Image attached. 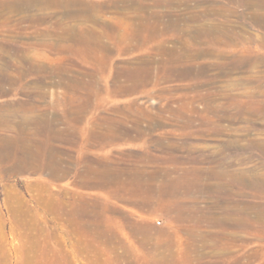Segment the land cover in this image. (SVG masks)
Masks as SVG:
<instances>
[{
    "label": "rangeland",
    "instance_id": "374dc122",
    "mask_svg": "<svg viewBox=\"0 0 264 264\" xmlns=\"http://www.w3.org/2000/svg\"><path fill=\"white\" fill-rule=\"evenodd\" d=\"M260 1L263 5L252 6L242 0H76L61 6L0 0V112L3 109L12 119L24 118L21 106L37 104L42 111H33L34 116L48 113L54 129L76 132L85 143H93L82 149L75 144L62 146L59 155L67 166L63 177H54L41 167L18 173L0 170V264H159L160 250L170 254L177 248L176 240L187 239L189 232L197 240L205 230L226 236L220 244L224 252L200 261L264 264V222L246 228L203 222L196 229L193 221L174 217L179 203L197 204L219 221L242 216L233 209L239 203L264 206L263 187L255 189L235 178L215 175L220 168L251 172L264 160V151L251 142L245 147L227 145L231 139L246 143L264 138V115L258 112L264 111V14L262 19L256 17L264 13V0ZM64 8L79 9V14L84 11L79 16H63ZM88 10H100L105 20L111 19V27L102 34L93 32L102 28L87 17ZM120 11L165 14L158 19L114 17ZM40 16H46L45 22L34 19ZM57 18L62 23H53ZM165 26L164 33L160 32ZM146 36L150 37L146 40ZM182 40L191 41L200 51L194 65H199L197 69L204 65L203 77L164 81L159 69L148 77L147 67L156 68V61L167 57L162 47L178 48ZM220 62L227 66L219 69L212 64ZM191 86L200 93L192 102L198 110L208 102L222 101L206 99L209 90L247 91L238 102L228 99L227 104L257 113L247 120L216 122L228 128L250 121L251 129L216 132L209 128L214 126L211 117L200 125L201 117L190 109L182 113L193 117V128L199 130L177 127L165 108L176 106L182 90ZM127 88L128 93H122ZM48 124L44 117L38 124L23 127L36 126L45 133ZM117 125L128 128L130 135L112 144L101 143L102 147L92 141V135H103ZM183 142L192 151L167 146ZM46 155L41 151L33 157L41 164L48 161ZM148 155L155 157L152 162L145 161ZM190 156L207 173L182 184L186 189L196 187L189 193L158 195L155 187L148 191L147 182L135 180L145 178V173H132L137 167H172ZM140 159L144 165H137ZM100 160L112 165H97L95 161ZM92 168L111 169V180L105 177V184H85L84 179L92 180ZM119 182L131 191L124 193ZM202 186L207 187L205 192L199 190ZM82 212L84 223L90 219L95 230L82 226ZM150 235L154 239L149 240ZM186 262L182 256L167 257L168 264Z\"/></svg>",
    "mask_w": 264,
    "mask_h": 264
},
{
    "label": "bare ground",
    "instance_id": "6f19581e",
    "mask_svg": "<svg viewBox=\"0 0 264 264\" xmlns=\"http://www.w3.org/2000/svg\"><path fill=\"white\" fill-rule=\"evenodd\" d=\"M73 1H76V0H25L26 3H30V4L35 3L38 5L39 4L43 5L46 3V4H57V5H61V6H64V5L69 6V4ZM242 1H244L245 5L252 4V6H253L254 3H257L259 5H263L260 0H258V2H257V0H242ZM262 2H264V1H262ZM31 5H33V4H31ZM78 12H79V9H71V8H64L62 11L63 16H79V15H81L82 12L80 11L81 12L80 14ZM161 13L165 14V12H161ZM161 13L151 11L149 14H141V13L137 12L136 14L130 15L128 12L126 13L125 11H120V12H116L117 16H114V17H117V18L118 17H125V18H127V17H134L135 16V17L143 19L145 17L156 16L155 18L158 19V17L162 16ZM258 13L259 14H256V17L259 19H262L264 13H260V12H258ZM51 16H53V14L49 15L48 17L50 18ZM87 17L89 19H92L94 21V23L100 24V26L102 28L100 30L101 32H99V31L97 32V31L93 30V32H95L97 34L105 33L108 30L107 27H111V24H110V23H112L111 19L107 18L106 20H108V21H106L104 19V16L100 14V10L99 11L88 10L87 11ZM45 18H46V16H40V17H38V19H36V18H34V19L41 23L44 20H46ZM31 19H33V17H31ZM60 20L61 19L57 18L53 21V23H55V24L62 23V22H60ZM167 27L168 26H165L163 28L161 27L160 32L164 33V31ZM46 31L49 32V31H51V29L46 28ZM50 35H51V33H50ZM149 37L146 36L145 37L146 40ZM177 47L178 48L167 47V46L162 47V52H165L167 54V57L165 59L156 61L157 62L156 68H154L151 65H149L147 67L146 73H147L148 77H150L151 73H153L155 69L156 70L159 69V71L163 72L164 81L165 80L167 81V80L172 79V78H177V79H181V80H184V79L192 80V79L203 77L204 69H202V67L205 68L204 65H200V67H198V69L196 67L199 65H197V66L194 65L195 55L200 51H197V49L192 45L191 41L187 42L186 40L180 41V43H179V45H177ZM204 51L209 52V53L215 52V51H212V49H206ZM212 64L214 66L218 67L219 69L221 67L224 68L227 66L226 63H223V62H220L217 64L212 63ZM209 65H206V66H209ZM262 76L263 75H261V77ZM253 78H254V76H253ZM261 79L263 80V78H261ZM0 81H1V77H0ZM256 81H259V78ZM259 83H257V84H259ZM262 83L264 84V82H262ZM226 89L222 88L221 92H219V93L214 92V90H209L206 99L214 101L217 98H222V101H220L218 104H214V105L208 104L209 103L208 102L203 106V108L201 110H198L199 108L197 109L192 104V102L194 99H196L195 96L200 95V93L198 92V89L196 86H191L189 88V90H186V89L182 90V94L180 95L181 98L179 99L176 106L169 105L168 107L165 108V111H167L169 113V115H171L173 117V119L175 121V125L177 127H181L184 129L185 128L190 129V128H193V125L194 126L196 125L193 117H190V116L186 117L182 113V111H185L186 109H190V111L196 112L197 115H199L201 117L200 118L201 121L199 123L200 125L207 124L208 117H211V120L213 121L214 126H210L209 128L210 129L213 128V130L216 132H220V130H224V129H228V128L235 129V130L248 131L249 129H251V126H252L250 124V121H247L248 123H245L244 125H241V126L228 127V128L225 126H222L216 122L217 120L219 121L222 118L229 119V120L230 119L233 120V119L244 118L245 120H247L248 117H251L256 112L255 110L252 111L248 107H245V106L239 107L238 105L236 106V105L227 104L228 99H230V101H232L231 103L238 102V100H240L241 97L245 95L244 92H247V91H244V92L241 91L238 93H231V92H227ZM259 90L257 89V91H259ZM128 91L129 90L127 88L125 90H122V93L126 94V93H128ZM189 92H193V94L189 95L188 94ZM259 92H261V90ZM248 94H251L250 96L254 95V97H255L254 91H252V93L249 91ZM189 96H191V97H189ZM262 106L259 105V108H261ZM231 108H233L234 111L231 112L230 111ZM0 110H1V108H0ZM33 111H42V108H40V106L37 104L36 105L31 104L28 107L21 106L20 113H24L25 117L23 118V117H21V115H19V117H18V115H17L18 119H12L10 116H8V114L3 112V109H2V112H0V170L3 172L6 171L9 173H18L23 169H25V170L29 169L31 171H35L41 167V168H47L48 172L54 177H63L67 171V166L62 164V158L59 155V153L62 151L61 150L62 146L75 144L79 148L82 149V148L86 147L87 144L92 145L93 143L92 142L85 143L84 140L82 139L81 135L78 137V134L76 132L66 131L65 129H60V128L54 129L53 128L54 127L53 126V120L48 116V113L44 114L41 112L42 116L40 117L39 113L38 114L36 113V116H34ZM258 112H260L261 114L264 115V111L260 110ZM44 117H46V123L47 122L49 123L48 124L49 129L47 130L48 132L41 133V132H39V130H37L36 126L31 128V130L27 127H25V128L23 127V125L25 126V124H26V126H27L30 122L38 124L40 120H44ZM137 129H139V128H137ZM194 130L195 131L199 130L198 126L195 129L193 128V131ZM141 131L142 130L139 129V132H141ZM128 135H130V131L128 128L119 127L117 125V127L115 129L108 130L103 135H102V133L100 135H92L93 138H91V139L94 143H97L98 147H102L103 146L102 144L104 142H110V144H112L116 140L123 139L124 137H127ZM257 138L258 139L252 138L249 141H247L246 143L240 142V141L237 142V139H231L230 141L227 142V145L237 144V145H240V147H245L246 145L250 144V142H251V144H253L254 147L262 149L264 151V138H262V139L259 137H257ZM159 142L162 143L161 140H159ZM161 146L163 147L164 145L162 144ZM167 146L175 147L177 149L185 148V149H189V151H192V150H190V149H192V147L190 145H188L187 142H183L180 144L176 143V145H175V143L174 144L171 143V144H168ZM41 151L47 152L46 156H47L48 161L40 164L33 157V154L41 152ZM152 158H155V157H152V155H148L145 158V161L148 163L152 162ZM195 160H196L195 158L190 156L188 158H184L182 160H179L178 161L179 164L172 165V167L163 168L160 165H156L155 168L150 169V170H146L147 168L146 169H140L137 167V168H134L132 173H137L138 171H140L141 173H145V175H144L145 178L141 177V178H136L135 180L139 183L147 182L146 185L149 187L148 191H151L155 187V189L158 192V195H171L172 196V195L178 194L179 191L189 193V192L193 191L194 189H196V187L187 186V189H186V187L183 186L185 184L184 182L189 181L191 179L198 180V179L202 178L205 173H207V170L205 171V170L201 169L202 167L196 166ZM95 162L97 165H112L111 163L103 162V160L95 161ZM138 163H140V164H137V165H144V161L142 159H140ZM96 164L94 163V165H96ZM210 167H213V166H210ZM221 167H223V166H221ZM244 169L242 168L243 171L241 169L240 170L239 169L238 170H236V169L225 170L224 169L221 171H219L217 169L218 170L217 172L215 169V175H218V176L223 175V176L235 178V179L239 180V182L242 183V185L253 187L255 189H258L259 187L261 189H262V187L264 188V160L262 161V163H260L259 168L255 167L254 170H252L251 172L246 173L247 170L245 171ZM257 169H258V172H257ZM261 169H262V171H261ZM92 171L94 172L92 180L89 182H85L87 180L84 179L85 184H88V185L105 184V181H106L105 177H108L109 175H111L112 170L106 169V168H100V169L92 168ZM108 179L111 180V178H109V177H108ZM166 180L168 182H164ZM156 181H160V182L156 184L155 183ZM119 184L122 185L121 189L123 190L124 193H127L131 188L130 186L123 184V182H119ZM112 187H114V186H112ZM208 188H211V187H208ZM110 189H111V187H110ZM226 189H228L227 192L232 193V189H230V188H226ZM116 190H117V188H116ZM199 190L201 192H205L207 190V187L202 186L199 188ZM114 191H115V187L111 189L112 194L115 193ZM237 194L242 195V192L240 190H237ZM117 195H120V194L118 193ZM249 205L239 203V204H237V206L235 208H233V206L230 205L229 209L233 208V209L237 210L239 213H241L242 216L228 217V220L219 221L217 218L209 216L207 214L208 211H207V213L204 212L203 211L204 208L197 205V204L192 205V204L179 203L177 208H176L177 210L175 212L176 214L174 217L181 222L193 221L195 223L196 229H200V226L203 222H205V223L211 222V223H213V225H216V226L218 224H220V225L224 224L225 225L227 223V224H231L234 227H238V228L255 227L257 223L264 222V206H260L259 203H254L253 205L251 204L250 206ZM249 209L253 210V211H251V212H253L252 216L249 214ZM202 212H204V213H202ZM80 217L82 218V221H83L82 226L91 227L93 230H95L96 227L92 226L93 222H90L91 221L90 219L86 220L84 223L85 215L83 212L81 213ZM218 232L219 231L205 230L203 232L204 234H200V238L197 240L194 237L195 233L189 232L187 239L190 238L191 241L187 240V239H185L183 241H181V240H176L175 242L173 241L174 245H176L178 249L176 248L175 250H172L170 252V254L167 253V249L166 250H160V255H161L162 259L159 260V264H168L167 263L168 255H171V256L176 255V256L185 257L187 259L186 264H216L215 262H210L211 260L210 261H207V260L200 261V259L208 257V256L211 257L212 255H219V254L224 252V247H222L221 245L224 241V237H226V236L220 235V233H219L220 236H218L217 235ZM225 234L226 233H224V235ZM220 237H223V238H220ZM148 239L152 240L154 238L152 235H150L148 237ZM165 241H167V240H165ZM151 244L155 245L154 242H152ZM157 244H159V242ZM162 245L163 244H161V246ZM179 247L181 248V250H179L180 249ZM174 264H179V263H174Z\"/></svg>",
    "mask_w": 264,
    "mask_h": 264
},
{
    "label": "built area",
    "instance_id": "2783aa9c",
    "mask_svg": "<svg viewBox=\"0 0 264 264\" xmlns=\"http://www.w3.org/2000/svg\"><path fill=\"white\" fill-rule=\"evenodd\" d=\"M158 222V224L160 223V221H157Z\"/></svg>",
    "mask_w": 264,
    "mask_h": 264
}]
</instances>
